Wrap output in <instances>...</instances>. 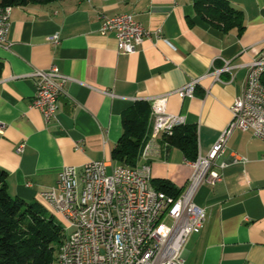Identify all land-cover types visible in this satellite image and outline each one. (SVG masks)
<instances>
[{"label": "crops", "instance_id": "0c3cea01", "mask_svg": "<svg viewBox=\"0 0 264 264\" xmlns=\"http://www.w3.org/2000/svg\"><path fill=\"white\" fill-rule=\"evenodd\" d=\"M242 12L243 29L227 30L197 8V0H59L13 7L10 48L0 46V167L11 196L48 205L61 170L91 161L117 164L112 151L124 113L138 101L168 95L167 112L198 131L205 156L232 121L248 65L264 53V0H226ZM133 13L148 33L138 51H120L105 17ZM58 35L59 44L49 38ZM225 61L236 66L214 75ZM69 78L56 118L47 123L31 104L36 70ZM200 79L195 95L177 90ZM146 162L153 180L186 186L192 168L177 147L159 141ZM24 145L22 152L19 147ZM79 146L80 148H78ZM144 164V163H143ZM223 181L198 190L207 220L187 244L185 264H264V141L235 130L218 161Z\"/></svg>", "mask_w": 264, "mask_h": 264}, {"label": "built area", "instance_id": "2783aa9c", "mask_svg": "<svg viewBox=\"0 0 264 264\" xmlns=\"http://www.w3.org/2000/svg\"><path fill=\"white\" fill-rule=\"evenodd\" d=\"M12 10V6H0V46L4 48L11 46ZM100 31L103 35L114 33L120 51L126 54L136 53L148 36L133 13L105 17ZM49 41L59 44L60 38L54 35ZM235 68L231 61H225L221 69L214 71L216 80L222 82L221 75ZM263 75L264 53L248 65L227 129L207 155L199 154L196 161H188L192 174L178 197L154 187L151 167L146 163L159 156V141L171 135L176 126L185 124L183 117L168 114V95L150 101L152 133L137 167L116 164L108 173L104 161H91L81 171L65 166L57 187L44 193L47 204L72 227L71 249L56 264H185L187 244L207 220L205 209L195 203L196 194L204 184L215 186L223 181L218 161L226 152L231 134L237 129L251 131L264 141ZM31 76L37 89L31 107L49 123L56 118L69 78L55 67L36 70ZM199 81L192 80L177 93L192 98ZM23 149L24 145L18 151Z\"/></svg>", "mask_w": 264, "mask_h": 264}, {"label": "trees", "instance_id": "16d2710c", "mask_svg": "<svg viewBox=\"0 0 264 264\" xmlns=\"http://www.w3.org/2000/svg\"><path fill=\"white\" fill-rule=\"evenodd\" d=\"M54 1L59 0H0V6L24 7ZM196 5L207 18L225 30L232 27L243 29L242 12L226 0H197ZM262 82L264 84V75ZM122 124L123 133L112 151V158L117 164L137 167L152 133L151 103L136 102L124 113ZM163 142L179 148L187 161L194 162L199 156L195 126H176ZM152 183L156 189L174 197L182 191L168 180L158 179ZM64 234V228L56 223L45 206L10 195L7 172L0 167V264H56L60 249L69 238L66 235L64 239Z\"/></svg>", "mask_w": 264, "mask_h": 264}, {"label": "rangeland", "instance_id": "374dc122", "mask_svg": "<svg viewBox=\"0 0 264 264\" xmlns=\"http://www.w3.org/2000/svg\"><path fill=\"white\" fill-rule=\"evenodd\" d=\"M108 173H110V171H108ZM45 207L51 214H53L56 223H58L64 228V239L66 238V235H69L70 237L72 235V228H69L68 224L65 222L61 214L50 204L45 205Z\"/></svg>", "mask_w": 264, "mask_h": 264}, {"label": "bare ground", "instance_id": "6f19581e", "mask_svg": "<svg viewBox=\"0 0 264 264\" xmlns=\"http://www.w3.org/2000/svg\"><path fill=\"white\" fill-rule=\"evenodd\" d=\"M69 226V225H68ZM69 228H72L69 226ZM72 245V235L68 238V240L62 245L58 260H64L67 257V249H71Z\"/></svg>", "mask_w": 264, "mask_h": 264}]
</instances>
